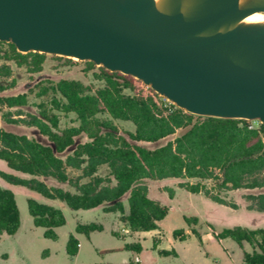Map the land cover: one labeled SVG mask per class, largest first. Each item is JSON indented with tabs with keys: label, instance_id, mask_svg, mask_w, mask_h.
<instances>
[{
	"label": "trees",
	"instance_id": "obj_1",
	"mask_svg": "<svg viewBox=\"0 0 264 264\" xmlns=\"http://www.w3.org/2000/svg\"><path fill=\"white\" fill-rule=\"evenodd\" d=\"M46 56L33 52L22 54L13 44L0 42V77H11L7 63L24 68L28 74H37L42 71ZM86 64V72L96 68L93 77L99 86L62 79L38 89L36 96L41 101L37 114L17 120L3 115L8 123L34 127L49 142L43 145L24 135L0 130V160L11 171L32 177L22 179L0 171L4 182L24 187L45 199L58 200L74 211L106 205L104 212L118 214L119 221L132 233L157 230L158 223L169 213V207L148 197L147 187L140 184L143 180H187L180 183V188L232 208L235 205L229 204L222 193L264 190V124L194 116L130 76L111 73L91 62ZM1 91H4L2 87ZM27 104L26 94L0 97V106L8 109ZM61 115H73L77 126L61 129ZM115 122H128L134 130H123ZM179 131L181 134L160 147L142 145L158 143ZM81 135L88 141L76 143L75 138ZM67 151L69 154L62 158ZM101 170L104 174H100ZM70 172L78 175L72 177ZM39 178L68 184L75 192L49 187ZM189 180L197 182L191 184ZM204 182H210L211 187L207 188ZM247 198L251 201L250 209L264 212V192ZM27 209L33 225L44 230L43 237L56 240L55 229L65 224L62 212L32 198L27 199ZM184 221L190 226L198 219L184 217ZM208 227L218 242L231 239L241 248L244 243L252 248L251 252L243 251L242 264H264V229L237 226L217 232L212 225ZM19 228L15 196L0 185V236H13ZM102 230L101 225L90 223L78 225L75 232L88 237ZM173 237L185 241L187 235L178 230L173 232ZM78 247V241L70 235L66 253L76 256ZM125 249L139 253L141 246L128 244ZM159 254L176 253L159 251Z\"/></svg>",
	"mask_w": 264,
	"mask_h": 264
},
{
	"label": "water",
	"instance_id": "obj_2",
	"mask_svg": "<svg viewBox=\"0 0 264 264\" xmlns=\"http://www.w3.org/2000/svg\"><path fill=\"white\" fill-rule=\"evenodd\" d=\"M264 0H0V42L130 76L203 118L264 124Z\"/></svg>",
	"mask_w": 264,
	"mask_h": 264
},
{
	"label": "rangeland",
	"instance_id": "obj_3",
	"mask_svg": "<svg viewBox=\"0 0 264 264\" xmlns=\"http://www.w3.org/2000/svg\"><path fill=\"white\" fill-rule=\"evenodd\" d=\"M7 64L12 70V75L9 78L0 77V87L4 89L0 92V97L26 94L28 104L25 107L13 109L0 106V130L24 135L43 145H48L49 142L38 133L37 129L22 123H8L4 121L3 115H7L10 120H17L28 119V115L37 114V105L41 101L36 96L38 89L48 87L62 79L78 81L86 86L100 85L93 77V73L97 71L96 68L86 72V62L75 59L67 61L47 55L42 71L37 74H28L24 68H17L13 63ZM18 113L22 115L18 116ZM115 123L123 130L131 132L134 130L133 125L128 122ZM59 126L63 129L77 126V123L74 122L73 115H61ZM181 132L158 143L142 145L147 148H157L166 144L168 140L174 139ZM87 141L84 135L75 138L76 143ZM69 152L67 151L61 157L65 158ZM0 171L13 173L22 179L32 178L11 171L1 160ZM69 174L72 177L78 175L76 172ZM100 174H104V170H101ZM39 180L49 187L75 192L68 184L45 178H39ZM185 181L187 180L141 181L140 184L148 189V197L169 207V213L158 223L157 230L132 233L124 223L119 221L118 214L104 212L103 208L106 205L92 210L74 211L58 200L45 199L24 187L9 185L0 178V185L13 192L20 213L18 232L13 236H0V264H242L243 251L251 252L252 248L246 243L241 248L231 239L216 241L208 225H212L217 232L237 226L251 230L264 229V212L250 209L251 201L247 198L264 190L239 189L222 193V197L229 204L235 205V208H232L214 203L203 194L197 195L185 191L180 188V183ZM188 182L195 184L197 181L189 180ZM204 185L207 188L211 187L210 182H204ZM29 198L62 212L65 224L55 229L56 240L45 239L44 230L33 225L27 209ZM124 204L126 205L125 200ZM184 217H195L198 221L188 226ZM90 223L101 225L103 230L92 232L88 237L75 232L78 225ZM178 230L182 231V235H187L185 241L173 237V232ZM70 235H73L79 243L76 256H69L66 253ZM154 240L158 241L156 247ZM128 244H139L141 251L137 253L126 250L125 246ZM159 251H174L176 254L164 256L160 255Z\"/></svg>",
	"mask_w": 264,
	"mask_h": 264
},
{
	"label": "bare ground",
	"instance_id": "obj_4",
	"mask_svg": "<svg viewBox=\"0 0 264 264\" xmlns=\"http://www.w3.org/2000/svg\"><path fill=\"white\" fill-rule=\"evenodd\" d=\"M246 21H249V22L264 21V15H262V14H254V15L246 18Z\"/></svg>",
	"mask_w": 264,
	"mask_h": 264
}]
</instances>
